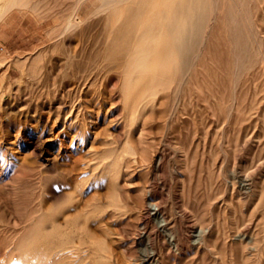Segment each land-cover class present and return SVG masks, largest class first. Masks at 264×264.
<instances>
[{"label": "rangeland", "instance_id": "374dc122", "mask_svg": "<svg viewBox=\"0 0 264 264\" xmlns=\"http://www.w3.org/2000/svg\"><path fill=\"white\" fill-rule=\"evenodd\" d=\"M43 1L1 23L0 264L44 231L46 264H264V0H205L188 67L134 106L97 56L115 9L51 40L69 0Z\"/></svg>", "mask_w": 264, "mask_h": 264}, {"label": "bare ground", "instance_id": "6f19581e", "mask_svg": "<svg viewBox=\"0 0 264 264\" xmlns=\"http://www.w3.org/2000/svg\"><path fill=\"white\" fill-rule=\"evenodd\" d=\"M34 1L35 0H0V35L3 31V24H1V23L5 22L7 19H9L13 12H15L16 10H21V11L27 10L26 12H28V10H29V11H32V13H36L38 11L37 5L39 6L40 3H41L40 5L45 4V3H42L43 0H36L37 2H39V4H37L35 6V4L37 2L35 1V4H34ZM87 1H89V0H69L68 3L65 5V6H67V8H65L64 10L61 9V11L55 10L56 7L52 8L54 10H52L50 8V6H48L46 8L43 7L44 11H42V13H44L45 16L47 15L48 17L54 18L57 21V23H58V21L60 22L59 24H57L55 26H51V28L48 29L51 40H56V39L60 40L61 38H63L65 36L66 33L74 31L79 26L80 23L83 24L84 19H83L82 10H83L84 6L86 5ZM91 1H92V4L95 6V10L90 15V17H92V18L94 16L100 17L98 15H100V14L103 15V12L105 13V11L109 12L112 9H115L114 10L115 13L113 12L114 13L113 15H110L106 18L108 21L110 19V27L106 33V39H105L104 47L102 48V50L100 49L97 51V56L100 57L101 55H103L104 60H106V58H107V60L111 61V63H112L111 66H114L113 68L121 73V77H123V79H124V86L126 88L125 92H124L125 103L126 104H132V105L133 104H140V103L148 100L150 96H153L154 94H156L158 92V88L161 85H164V84H167L168 86L171 84L173 85V82H175L176 79H178L177 76L179 74L176 76L175 72L177 71L179 64H182L181 70L187 68L189 65L190 61H189V58L186 57V52H188L189 50L194 48L195 37L197 36V34H199L201 32L202 27H201V25H199V19H202V17H203L202 12H203V8H204V1L205 0H94V1L91 0ZM48 2H46V4ZM59 2L62 3L65 1L63 0L62 2L61 1H59ZM59 2H57V6H58ZM49 3L51 5V2H49ZM55 4L56 3H53L52 5L56 6ZM47 5H45V6H47ZM59 6H61V4ZM51 7H53V6H51ZM47 8H50V9H47ZM60 8H62V7H60ZM40 10L41 9L39 8V11ZM42 13H40V14H42ZM45 16H44V18H45ZM97 17H95V18H97ZM203 18H205V16ZM104 19L105 18H103V20ZM100 20H101V18H100ZM94 23H95V21H94ZM97 23L99 24V22H97ZM222 24H223V22H222ZM82 27H83V25H82ZM121 28L124 29L123 38L121 37V34H120ZM100 29H101V27H100ZM81 31H82V29H81ZM100 31H103V29H101ZM99 32L96 34L94 33V35H93V38L96 39L94 42L96 47L99 45L100 41L103 38L102 37L103 34H101V36H100ZM209 33H211V31ZM213 33H214V31H213ZM217 33L219 34V32H217ZM223 36H224V34H223ZM223 36H222V38H223ZM226 38H227V36H226ZM216 41H218V39ZM210 44H212V43H210ZM217 44H219V43H217ZM229 48H230V46H229ZM229 48H228V50H229ZM213 51H214V49H213ZM217 53L218 52H216V54ZM221 54L222 53H220V55ZM233 56H235V55H233ZM95 57H96V54H95ZM222 57H223V59L227 60L229 55H228V57L226 56L227 59L224 58V56H222ZM213 59H215V58H213ZM217 62H218V60H217ZM226 63H227V61H226ZM231 64H232V61H231ZM222 65H223V62H222ZM97 68H102V67H99V65H98V67L96 66L95 69H97ZM228 69H229V67H228ZM210 77H212V76H210ZM213 77H215V76H213ZM165 80H166V82H165ZM196 80H197V78H196ZM211 80H212V78H211ZM215 82H216L215 84H217V80ZM202 83H204V82H202ZM221 84H222V82H221ZM89 86H92V85H89ZM219 86H220V84H219ZM176 89H177V87H176ZM234 101H236V100H234ZM237 102H238V100H237ZM131 110H133V109H131ZM249 189H251L250 185L247 186V191ZM41 208H40V211L38 209V212H41ZM34 215H36V214H34ZM38 218H39V219H37L38 221H36V220L35 221L37 223H39V225H41V223L45 224V220H46L45 218H48V216L45 217V216L41 215L40 217L38 216ZM28 220H30V219H28ZM47 222H49V221H47ZM25 224L28 225V221H27V223L25 222ZM31 226H33V224ZM40 227H38L40 229L37 231H40L42 229V225ZM44 230H45V228H44ZM26 231H29V230L26 229L25 232ZM53 231H55V229ZM56 231H55V233H57ZM17 232H18V234L21 233V231H20V233H19V231H17ZM25 232H24V234H25ZM41 233L45 234L46 232L45 231L40 232V233L34 232L32 237H30V235H29L27 238H24L23 242L25 244H24L23 250L27 254L24 253L22 259H20L21 260L20 263L18 262L19 264H46V262H47L46 260L48 257L49 258H56V259H57V257H59L58 256L59 253H58V250L56 248V247H58L59 243L55 248L49 247L48 244H45V246L42 250L39 249L41 252H39V253L33 252L34 251L33 248H34L35 244L43 245L42 243L43 242L45 243L46 237L44 234H41ZM21 234L23 235V233H21ZM243 237L245 238V236H243ZM16 239H18V241L21 240V239L19 240L18 237H16ZM48 240L49 239H47V241ZM18 241L16 243H19ZM12 242H13V240H12ZM98 242H100V241H98ZM13 243H15V242H13ZM16 243H15V245H16ZM15 245H14V247H16ZM21 245H22V242H21ZM52 245H53V243H52ZM35 248H38V246ZM48 250L49 251L51 250V252H49L48 254H45V252ZM260 250H261V247H260ZM262 253L264 254V248L262 250ZM7 260H9V259L7 258ZM9 262H10V260H9ZM59 262L61 263V261H59ZM13 263H15V262H13Z\"/></svg>", "mask_w": 264, "mask_h": 264}]
</instances>
